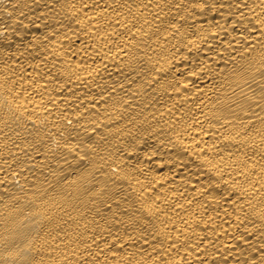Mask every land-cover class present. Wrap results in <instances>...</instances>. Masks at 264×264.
Here are the masks:
<instances>
[{
  "label": "bare ground",
  "instance_id": "6f19581e",
  "mask_svg": "<svg viewBox=\"0 0 264 264\" xmlns=\"http://www.w3.org/2000/svg\"><path fill=\"white\" fill-rule=\"evenodd\" d=\"M0 264H264V0H0Z\"/></svg>",
  "mask_w": 264,
  "mask_h": 264
}]
</instances>
